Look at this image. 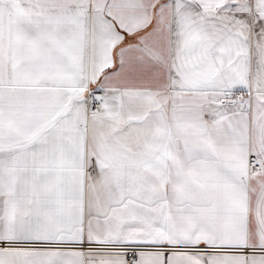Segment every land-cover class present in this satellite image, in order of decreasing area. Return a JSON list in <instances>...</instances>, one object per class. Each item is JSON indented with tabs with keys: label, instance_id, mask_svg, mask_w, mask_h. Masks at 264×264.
Masks as SVG:
<instances>
[{
	"label": "snow or ice",
	"instance_id": "obj_1",
	"mask_svg": "<svg viewBox=\"0 0 264 264\" xmlns=\"http://www.w3.org/2000/svg\"><path fill=\"white\" fill-rule=\"evenodd\" d=\"M0 264H264V0H0Z\"/></svg>",
	"mask_w": 264,
	"mask_h": 264
}]
</instances>
